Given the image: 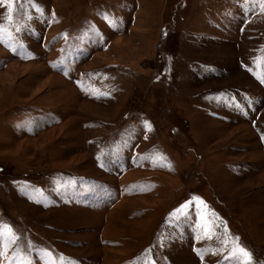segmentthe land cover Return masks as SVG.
<instances>
[{
    "label": "rangeland",
    "instance_id": "1",
    "mask_svg": "<svg viewBox=\"0 0 264 264\" xmlns=\"http://www.w3.org/2000/svg\"><path fill=\"white\" fill-rule=\"evenodd\" d=\"M21 3H0V264H264L260 0Z\"/></svg>",
    "mask_w": 264,
    "mask_h": 264
},
{
    "label": "snow or ice",
    "instance_id": "2",
    "mask_svg": "<svg viewBox=\"0 0 264 264\" xmlns=\"http://www.w3.org/2000/svg\"><path fill=\"white\" fill-rule=\"evenodd\" d=\"M29 2L30 0H22L21 8H23V3ZM0 3H6L8 5V15L7 19L9 22L13 20V11L15 6V0H0ZM261 7L264 8V0H260ZM39 10V9H38ZM113 25H115V21H112ZM5 26L0 25V41L3 40V36L5 34ZM262 80H264V76L260 77ZM170 167V165H169ZM40 202V201H37ZM7 232V237L5 236V233ZM19 240V237L16 236L11 228L6 225H0V255H3L4 251L7 249V247L12 244L16 243V241ZM38 255L41 258H44L45 256H50V253H47L43 250H37ZM199 251V250H198ZM225 259L230 260L231 264H252V255L250 252H248L243 247L237 246L234 249H232L228 255L225 257ZM30 264V262H29ZM46 264H53V262L49 259L46 261Z\"/></svg>",
    "mask_w": 264,
    "mask_h": 264
}]
</instances>
